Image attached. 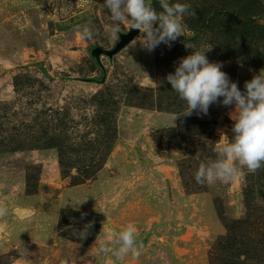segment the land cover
Wrapping results in <instances>:
<instances>
[{"label": "rangeland", "instance_id": "rangeland-1", "mask_svg": "<svg viewBox=\"0 0 264 264\" xmlns=\"http://www.w3.org/2000/svg\"><path fill=\"white\" fill-rule=\"evenodd\" d=\"M170 3L196 12L171 47L149 52L139 33L97 56L129 31L110 38L104 0H0V264H264V167L195 179L232 137L234 106L185 116L166 79L201 51L245 91L264 71V0ZM128 224L141 255L100 252Z\"/></svg>", "mask_w": 264, "mask_h": 264}, {"label": "clouds", "instance_id": "clouds-1", "mask_svg": "<svg viewBox=\"0 0 264 264\" xmlns=\"http://www.w3.org/2000/svg\"><path fill=\"white\" fill-rule=\"evenodd\" d=\"M158 2L159 12L150 0H104L103 6L110 12L107 28L110 38L118 39L121 25L127 24L130 31L139 30L135 43L138 41L143 49L151 52L161 43L171 47L184 33V16L196 17V12L190 4ZM76 31L81 40H92L96 35L88 25ZM185 47L191 48L187 44ZM222 67V62H210L205 52L192 51L180 58L174 73L166 76L171 89L187 104L185 116L194 111L197 115H207L212 104L234 106L229 113L233 121L232 137L227 142L217 143V158L208 164L201 163L195 173L197 183L202 185L217 181L230 183L243 175L244 169L255 173L264 167V71L261 69L250 81H245L242 92ZM7 215V207L0 204V218ZM91 227L89 222L76 232L79 238H86ZM137 239L134 226L128 224L115 234L111 248L102 245L100 252L109 253L116 261H123L129 255L138 258L142 246Z\"/></svg>", "mask_w": 264, "mask_h": 264}, {"label": "water", "instance_id": "water-1", "mask_svg": "<svg viewBox=\"0 0 264 264\" xmlns=\"http://www.w3.org/2000/svg\"><path fill=\"white\" fill-rule=\"evenodd\" d=\"M138 34H139V30H131V31L129 30L128 33L121 35L120 42L116 45V47L113 50L107 51V50L98 49L96 50V55L98 56L100 53L105 52L106 54L112 56L117 52H119L121 49H123Z\"/></svg>", "mask_w": 264, "mask_h": 264}]
</instances>
